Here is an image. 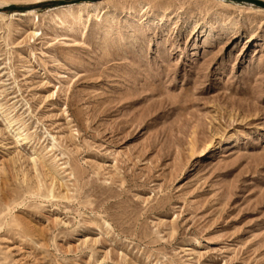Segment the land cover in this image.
Segmentation results:
<instances>
[{"label": "rangeland", "instance_id": "1", "mask_svg": "<svg viewBox=\"0 0 264 264\" xmlns=\"http://www.w3.org/2000/svg\"><path fill=\"white\" fill-rule=\"evenodd\" d=\"M0 264H264V6L0 0Z\"/></svg>", "mask_w": 264, "mask_h": 264}, {"label": "water", "instance_id": "2", "mask_svg": "<svg viewBox=\"0 0 264 264\" xmlns=\"http://www.w3.org/2000/svg\"><path fill=\"white\" fill-rule=\"evenodd\" d=\"M242 1L253 2V3L259 4L261 6H264V2L259 1V0H242Z\"/></svg>", "mask_w": 264, "mask_h": 264}]
</instances>
